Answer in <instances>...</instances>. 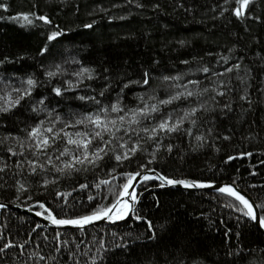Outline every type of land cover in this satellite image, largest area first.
<instances>
[{"label": "trees", "instance_id": "trees-1", "mask_svg": "<svg viewBox=\"0 0 264 264\" xmlns=\"http://www.w3.org/2000/svg\"><path fill=\"white\" fill-rule=\"evenodd\" d=\"M0 2L9 5L7 11L0 9V16L4 17L0 19V60L8 57L9 61L0 65V88L4 87V82L19 86L21 79L33 75L41 82L33 93V98L47 97L45 103L48 107L55 108L65 117L70 113L92 111L91 102L80 101L76 97L95 94L92 89L98 92L104 81H86V84H91V89L81 88L75 93H66L62 98L56 97L50 89L63 83V80L58 78L48 83L42 65L48 66L67 60L68 63L64 66L71 72L79 67L71 62L74 58L86 67L95 68L100 76H111L115 91L107 98H101L104 103L115 99L122 83L139 80L142 71L147 69L152 76L150 87L130 85L124 91V103L131 107L137 103V95L144 92L155 90L158 96L164 98L167 90L160 80L162 76L183 73L185 81L200 79L202 86H208L206 74L194 71L198 62L220 72L228 65L223 61L217 63V53L231 56L229 64L235 62L238 57H243L242 63L252 69V75L255 77L250 81L253 87L249 91L256 103L247 112H242L240 104L233 102L232 111L227 114L219 108L214 113L205 114V118L211 121L207 126H213V135L219 134L220 137L214 141L210 140L209 144L214 142L219 151L205 147L191 152L187 150L189 138H173L171 142L179 144L180 148L171 155L162 152L161 159L153 167L170 175L185 174L215 179L217 182L235 180L236 185L249 193L257 203L264 200V96L257 91L262 86L261 81H264V75H261L264 65L259 58L264 56V0H251V11L243 20H237L230 11L221 17L219 6L223 5V0H139L143 7H137V0H132L131 3L128 0ZM154 4H158L159 8L154 9ZM181 4L183 7H180ZM223 6L231 9L235 6V0ZM21 12L47 15L53 25H59L65 30V35L60 37L58 42L49 45L51 55L40 57L38 52L46 43V36L52 26H46L40 21L28 26L22 19H8L9 16H16ZM109 17L114 19L110 20ZM253 17L260 19L255 20ZM92 21H96L93 28L83 27L85 23ZM181 40L185 41L183 46L179 43ZM233 45H236V48L233 53H229L228 49ZM209 52L212 53L211 56L207 55ZM201 57L202 61L199 60ZM184 60L192 63H181ZM105 68L109 70L108 73H104ZM236 84L238 81L233 79V85ZM236 95L235 91L231 93L232 97ZM243 108L247 109L248 105L243 104ZM32 119L35 117L29 118L28 105L25 104L15 117L6 118L5 125L0 127V136L7 132L23 135L19 130L26 123H31ZM18 120L23 123L17 125ZM223 136H229L230 139L224 140ZM241 152H251L252 155L240 156ZM3 153L4 148L0 146V154ZM229 155L237 158L225 163ZM120 170L131 169L125 166ZM96 172H99V169ZM100 176L104 178V173L100 172ZM94 179L93 171L65 177L60 181L58 189L70 191L78 183L91 184ZM5 180L9 185L13 183L7 176ZM151 183L154 185L156 182ZM252 185L255 187H251ZM56 187L54 185L48 192H41L38 198L44 199L47 196L48 202L52 203V191ZM95 191L85 189L72 192L69 201L77 206L80 202L87 203V196ZM137 191L143 193L137 207L143 216L153 221L157 239L148 240L146 224L131 218L118 224L88 227L89 234L103 236L109 244L121 243V236L128 240L127 249H116L109 255L107 264H175L178 258L182 259L184 264H193V261L198 264H233L234 256L227 253L229 250L236 252L238 249H243L245 259L236 261V264H264V236L250 222H242L238 226L236 217L240 214L224 207V198L218 194L154 186L150 187V190L140 187ZM35 192L36 189H33L34 194ZM154 197L158 199L159 206L156 205ZM0 201L16 204L14 189L0 188ZM20 203L23 206L31 204L32 201H24L22 197ZM36 223L38 222L26 215L9 210L0 211V225H6L0 231L16 243L25 239L29 241L25 249L26 256L22 259H26L27 253L32 251L46 257L58 255L52 246V237L57 229L39 228L29 236ZM227 228L232 229L228 237L224 235ZM60 231H65V238L68 239L81 235L75 229ZM237 231L241 234L239 238L235 235ZM113 232L118 235L113 237ZM45 235L48 237L47 241L43 238ZM85 239H91V235ZM3 242L0 241V246ZM7 251L8 255L3 257L4 264H15L18 250ZM59 259L63 260L64 257ZM39 264L45 262L40 261ZM47 264L53 262L49 260ZM68 264H71V261H68Z\"/></svg>", "mask_w": 264, "mask_h": 264}, {"label": "snow or ice", "instance_id": "snow-or-ice-1", "mask_svg": "<svg viewBox=\"0 0 264 264\" xmlns=\"http://www.w3.org/2000/svg\"><path fill=\"white\" fill-rule=\"evenodd\" d=\"M128 2L131 3L132 0ZM230 2L231 0H223V5H229ZM250 3L251 0H235V6L231 9L221 5L219 15L222 17L225 12L230 11L237 20H243L251 11ZM143 6L137 0V7ZM152 7L159 8V5L154 4ZM180 7L183 5L181 4ZM8 8L7 3L0 2V9L7 11ZM188 10L190 9H186ZM101 11L107 10L101 9ZM3 18L0 16V19ZM216 18L213 17V19ZM8 19L17 21L22 19L28 26H33L35 21L52 26L46 36V43L38 52L40 57L46 54L51 55L49 45L58 42L59 38L65 35V30L59 25H53V21L47 15L21 12L16 16H9ZM253 19L260 18L253 17ZM95 23L96 21L85 23L83 27L91 29ZM179 43L183 46L185 41L181 40ZM235 48L236 45H233L228 52L233 53ZM207 55L211 56L212 53L209 52ZM216 55L217 63L223 61L225 65H228L223 68V71L218 72L207 64L199 62L194 69L195 72L206 74L208 86H202L200 79L185 81L183 73L165 75L160 77L167 90L164 98L158 96L155 90L144 92L137 95V103L131 107L124 103V91L130 85L150 87L152 76L147 69L142 71L139 80H128L122 83L115 99L104 103L101 98H107L115 91L111 76H100L95 68L86 67L74 58L71 62L79 67L71 72L64 66L68 63L67 60L48 66L42 65L48 83L58 78L63 80V83L56 84L50 89L56 97L62 98L66 93H75L81 88L91 89V84H86V81L97 79L104 81L98 92L92 89L95 94L76 97L80 101L91 102L92 111L70 113L67 117L61 115L55 108L48 107L45 103L47 97L33 98V93L41 85L35 76L28 75L21 79L19 86L4 82V87L0 88V127L5 125L6 118L15 117L25 104L28 105L29 118L34 116L35 119L19 130L23 135L7 132L0 136V146L4 148V153L0 154V188L14 189L17 207L22 206L20 203L22 197L24 201H32L31 204L23 206H26L29 212L38 208L35 216L41 217L57 229L52 237L54 242L52 246L58 255L46 257L32 251L27 253L26 259H22L26 256L25 249L29 241L25 239L16 243L0 231V241H4L0 246V264H4L3 257L8 255L7 250L13 249L18 250L15 264H30V262L39 264L40 261L47 264L49 260L53 264H68V261H71V264H107L109 255L116 249H127L128 240L121 236V243L109 244L103 236L89 234L88 226H94L101 221H107L110 224L126 221L129 218L138 222L143 221L149 233L147 239H157V230L153 221L143 216L137 207L143 195L142 192L137 191L140 187L145 190H150L152 186L211 189L219 197L224 198V207L240 214L236 217L238 226L242 222L245 224L250 222L258 230H264V200L257 203L248 196L246 191L236 186L235 180L231 183L218 184L215 179L191 177L185 174L170 175L153 167L161 159L162 152L171 155L180 148L179 144L171 142L173 138H189L187 150L191 152L205 147H212L219 151L214 142L209 144L210 140L214 141L220 137L219 134L213 135L215 132L213 126H207L211 124V121L205 118V114L214 113L217 108L227 114L232 111L233 102H238L242 112H247L256 103L249 91L253 87L250 81L255 77L252 75V69L242 63L244 58L238 57L235 62L229 64L231 56L219 53ZM259 58L264 65V56ZM199 60L202 61L203 58ZM6 62H9L8 57L0 60V65ZM181 63L192 62L184 60ZM108 72L109 70L105 68L104 73ZM261 75H264V67L261 68ZM233 79L238 81L235 86ZM261 85L257 91L264 96V81H261ZM233 91L237 93L235 97L231 96ZM206 96L208 98L204 99ZM245 103L248 105L247 109L243 108ZM19 123L23 121H16L17 125ZM222 138L230 139L229 136ZM239 155L251 156L252 153L241 152ZM236 158L229 155L225 163ZM125 166L131 170L121 171L120 169ZM97 169L99 172H96ZM89 171L95 172V179L91 184L78 183L70 191L58 189L60 181L65 177H73ZM100 172L104 173V178H101ZM5 176L13 180L11 185L7 183ZM151 182L156 183L153 185ZM54 185L57 187L52 191V203L48 202L47 196L44 199L38 198L41 192H48V189ZM33 189H36L35 194ZM85 189L96 190L94 193H89L87 203L80 202L79 206L70 203L69 197L72 192ZM214 198L217 197L214 196ZM156 205L159 206L158 199H156ZM8 207L7 203H0V209ZM4 227L6 225H0V229ZM41 227L40 223H36L29 236ZM67 228L75 229L81 235L73 236L71 239L65 238L66 232L60 229ZM162 229L163 225H161ZM231 232L232 229L227 228L224 235L228 237ZM89 235L91 239H85ZM111 235L116 237L118 234L113 232ZM235 235L239 238L241 234L237 231ZM43 238L45 241L48 240L46 235ZM47 246L46 244L45 247ZM227 255L234 256L233 264L245 259L243 249H238L236 252L229 250ZM59 257L64 259L60 260ZM175 264H184V261L178 258ZM193 264L198 262L193 261Z\"/></svg>", "mask_w": 264, "mask_h": 264}, {"label": "water", "instance_id": "water-1", "mask_svg": "<svg viewBox=\"0 0 264 264\" xmlns=\"http://www.w3.org/2000/svg\"><path fill=\"white\" fill-rule=\"evenodd\" d=\"M218 184H225V183H231V181H226V182H217ZM239 189L243 190L242 188H240L238 185H236ZM164 188H173V189H177V190H183V191H207V192H213V190L211 189H184L183 187L181 186H175V187H164ZM245 191V190H243ZM248 196L249 193H247ZM251 197V196H250ZM252 198V197H251ZM253 199V198H252ZM0 203H7L9 205V207L7 209H0V211L2 210H9V211H14V212H17V213H20V214H23V215H26L28 216L29 218L37 221L38 223H40L42 225L41 228H44V229H55L54 226L48 224V222L44 221L41 217H37L35 216V210L33 212H29L27 210V207L26 206H20V207H17L15 203H8V202H2L0 201ZM123 221H120L118 223H121ZM116 223V224H118ZM95 225H110L109 222L107 221H101V222H98L97 224ZM94 225V226H95ZM92 225L88 226V227H91ZM67 229H71V230H74L72 228H67ZM67 229H63V230H67ZM261 232V234L264 236V230H259Z\"/></svg>", "mask_w": 264, "mask_h": 264}]
</instances>
